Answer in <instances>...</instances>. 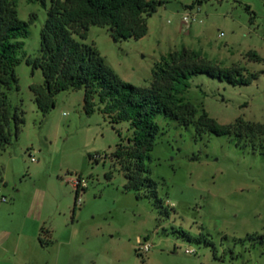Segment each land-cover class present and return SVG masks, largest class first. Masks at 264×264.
Instances as JSON below:
<instances>
[{"label": "rangeland", "instance_id": "obj_1", "mask_svg": "<svg viewBox=\"0 0 264 264\" xmlns=\"http://www.w3.org/2000/svg\"><path fill=\"white\" fill-rule=\"evenodd\" d=\"M15 3L21 20L34 15L23 52L36 57L49 3ZM184 15L195 20L186 24ZM146 19L147 34L139 39L114 42L107 27L93 25L83 42L136 86L150 85L154 64L182 48L211 63L242 66L256 73L249 84L198 74L185 96L219 123L264 121V0H163ZM248 51L261 59L248 60ZM15 74L18 90H8L7 102L23 122L16 136L10 124V142L0 152L7 197L0 201V264H264V137L237 145L233 136L197 135L193 124L158 115L161 132L145 161L158 184V208L154 199L126 189L120 166L102 157L120 137L128 143V123L112 126L98 109L86 114L82 89L57 93L54 108L43 115L29 89L42 83L41 70L22 60ZM78 176L87 187L72 216ZM39 212L50 243L34 242L24 252L21 226ZM136 236L149 240L148 252H136Z\"/></svg>", "mask_w": 264, "mask_h": 264}, {"label": "trees", "instance_id": "obj_2", "mask_svg": "<svg viewBox=\"0 0 264 264\" xmlns=\"http://www.w3.org/2000/svg\"><path fill=\"white\" fill-rule=\"evenodd\" d=\"M29 1H39L43 7L49 3L39 33L40 49L36 57L23 52L28 22H33L34 15L28 22L23 21L18 17L15 0H0V152L10 142V124L13 123L16 136L18 125L23 122L21 116L10 110L7 102L8 90H18L15 67L22 60L41 70L42 83H31L29 89L43 115L54 108L57 93L82 89L86 114L98 109L112 126L128 123L131 131L128 143H123L120 137L115 149L102 157L108 156L120 166L127 180L126 189L134 190L138 197L154 199L158 208L162 206V199L157 194L158 184L150 177V169L145 163L161 132L156 121L158 115L180 126L193 124L197 135L210 132L233 136L237 145H246L245 139L254 145L255 139L264 137V121L237 118L230 124L219 123L185 96L189 79L198 74L232 85H245L256 77V73L242 66L211 63L199 58L194 50L182 48L169 52L154 64L150 85L136 86L123 81L93 44L83 42L93 25L107 27L114 42L145 36L148 31L146 18L163 4V0ZM245 57L248 60L261 59L255 51H248ZM105 175L109 177L110 172ZM76 198L74 190L72 216L76 210ZM50 235L51 230L42 225L39 244L47 246Z\"/></svg>", "mask_w": 264, "mask_h": 264}, {"label": "crops", "instance_id": "obj_3", "mask_svg": "<svg viewBox=\"0 0 264 264\" xmlns=\"http://www.w3.org/2000/svg\"><path fill=\"white\" fill-rule=\"evenodd\" d=\"M3 182V180H2ZM4 194V193H3ZM15 207V201L13 203H11L7 209L8 210H12L13 208ZM44 225L45 226V223H44V218L42 217V213L39 212L38 214L34 213V214H31V215H28L27 216V219L25 220V222L22 224L21 226V235L23 239H21V249L26 252L30 249H34L35 246H34V242L37 243V245H39V242H38V234H39V230H40V227ZM140 237L136 236L134 238V243L135 244H138V240H139ZM41 247V246H40ZM153 255V254H152ZM150 258H151V255H150ZM133 264V263H131ZM196 264H199L196 262Z\"/></svg>", "mask_w": 264, "mask_h": 264}, {"label": "built area", "instance_id": "obj_4", "mask_svg": "<svg viewBox=\"0 0 264 264\" xmlns=\"http://www.w3.org/2000/svg\"><path fill=\"white\" fill-rule=\"evenodd\" d=\"M183 22H185L186 24L191 23L192 21L195 20L194 16L193 17H189L188 15H184L182 18ZM34 158L31 157V160H33ZM73 187L74 190L77 193V198H76V206L81 204V195L82 192L84 191V189L87 187V181L85 178L78 176L77 178L74 179L73 181ZM0 201L1 202H6L7 201V197L2 193V189L0 187ZM151 248V243L149 242L148 239H146V237L144 238H139L138 240V245L136 248V252L137 253H145L148 252ZM186 253L188 254H194L195 250L193 249H186L185 250Z\"/></svg>", "mask_w": 264, "mask_h": 264}]
</instances>
